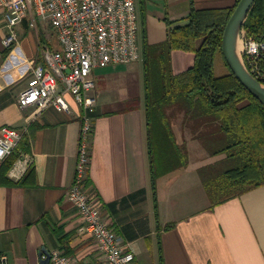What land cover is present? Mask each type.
Segmentation results:
<instances>
[{
    "label": "crops",
    "instance_id": "obj_1",
    "mask_svg": "<svg viewBox=\"0 0 264 264\" xmlns=\"http://www.w3.org/2000/svg\"><path fill=\"white\" fill-rule=\"evenodd\" d=\"M235 1L192 3L209 9L231 7ZM135 2L141 58L93 71L96 102L86 184L97 193L105 218L133 252L136 264H264V185L210 207L197 169L222 155L209 156L192 139L189 127L181 126L179 133L174 127L177 140L186 143L187 165L153 182L143 43L164 41L169 21L182 23L191 0ZM8 32L5 9L0 7V128L22 132L18 147L5 158H14L6 172L11 182H0V255L7 256L8 264H40L45 247L50 253L58 249L70 255L79 264H92L99 253L97 243L78 230V210L66 198L75 171L81 108L68 94L66 110L49 105L35 113L18 102L42 46L57 48L59 43L51 25L39 16L33 27L27 19L19 22L17 41L6 48L3 38ZM171 57L174 72L187 69L194 58L192 52L180 49ZM22 152L33 158L25 170L18 162ZM5 159H0V166ZM31 167L34 173L25 183H16Z\"/></svg>",
    "mask_w": 264,
    "mask_h": 264
},
{
    "label": "trees",
    "instance_id": "obj_2",
    "mask_svg": "<svg viewBox=\"0 0 264 264\" xmlns=\"http://www.w3.org/2000/svg\"><path fill=\"white\" fill-rule=\"evenodd\" d=\"M238 1L231 7L198 9L191 0L189 15L182 23L173 25L174 21H169L164 41L143 43L153 182L188 163L186 143L179 142L174 132V119L179 116L181 126L189 127L192 139L209 156L222 155L197 169L210 207L264 185V104L229 67L226 74L214 73L215 56L222 53L223 31ZM242 28L247 35L264 41V0H255ZM175 49L194 56L193 63L180 72L172 68L171 53ZM13 161L11 156L1 164L0 182H11L6 172ZM33 173L31 167L16 183H25Z\"/></svg>",
    "mask_w": 264,
    "mask_h": 264
},
{
    "label": "built area",
    "instance_id": "obj_3",
    "mask_svg": "<svg viewBox=\"0 0 264 264\" xmlns=\"http://www.w3.org/2000/svg\"><path fill=\"white\" fill-rule=\"evenodd\" d=\"M5 9L9 32L3 38L4 47L17 41L15 26L27 19L35 26L37 16L47 21L57 38V48L43 45L40 60L33 68L27 85L20 91L21 108H34L40 113L49 105L66 110L65 95H71L81 108V127L73 181L66 198L78 210L80 232L90 234L98 247L92 264H136L133 252L123 238L110 226L97 202V193L86 182L89 177V137L93 130L95 110V79L99 67L128 64L141 58L138 42L139 22L135 0H0ZM241 51L251 74L264 83V41L240 32ZM22 137L14 127L0 128V159L8 157ZM22 169L33 162L23 153ZM17 167L14 165V168ZM0 264H8L5 254ZM50 264H79L72 256L55 249Z\"/></svg>",
    "mask_w": 264,
    "mask_h": 264
},
{
    "label": "water",
    "instance_id": "obj_4",
    "mask_svg": "<svg viewBox=\"0 0 264 264\" xmlns=\"http://www.w3.org/2000/svg\"><path fill=\"white\" fill-rule=\"evenodd\" d=\"M255 0H239L231 13L222 36L224 59L237 79L264 104V83L248 70L242 55L240 32ZM40 264H50L51 253L42 247Z\"/></svg>",
    "mask_w": 264,
    "mask_h": 264
},
{
    "label": "rangeland",
    "instance_id": "obj_5",
    "mask_svg": "<svg viewBox=\"0 0 264 264\" xmlns=\"http://www.w3.org/2000/svg\"><path fill=\"white\" fill-rule=\"evenodd\" d=\"M228 71H229V68L224 61L222 53L218 52L215 56V59H214V73H215V75L220 76V75L226 74ZM174 127L176 128V130L179 133V130L181 127L179 116H177V118L174 119ZM182 136L184 137L183 134H182ZM195 197H197V198H194V199L197 200L198 195H196ZM189 198H190V195H189ZM191 198H193V197H191ZM189 202H190V199H189Z\"/></svg>",
    "mask_w": 264,
    "mask_h": 264
},
{
    "label": "bare ground",
    "instance_id": "obj_6",
    "mask_svg": "<svg viewBox=\"0 0 264 264\" xmlns=\"http://www.w3.org/2000/svg\"><path fill=\"white\" fill-rule=\"evenodd\" d=\"M241 47H240V44H239V49H240Z\"/></svg>",
    "mask_w": 264,
    "mask_h": 264
}]
</instances>
